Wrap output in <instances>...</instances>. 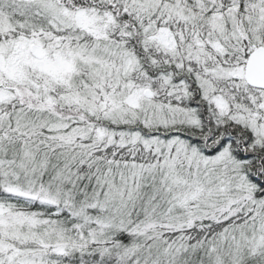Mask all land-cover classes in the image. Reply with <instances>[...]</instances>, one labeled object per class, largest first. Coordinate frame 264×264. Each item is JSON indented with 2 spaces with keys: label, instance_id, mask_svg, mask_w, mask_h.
Wrapping results in <instances>:
<instances>
[{
  "label": "snow or ice",
  "instance_id": "1",
  "mask_svg": "<svg viewBox=\"0 0 264 264\" xmlns=\"http://www.w3.org/2000/svg\"><path fill=\"white\" fill-rule=\"evenodd\" d=\"M0 264H264V0H0Z\"/></svg>",
  "mask_w": 264,
  "mask_h": 264
}]
</instances>
